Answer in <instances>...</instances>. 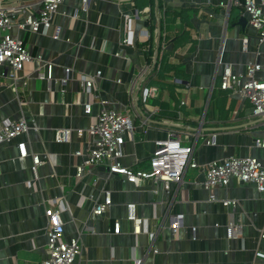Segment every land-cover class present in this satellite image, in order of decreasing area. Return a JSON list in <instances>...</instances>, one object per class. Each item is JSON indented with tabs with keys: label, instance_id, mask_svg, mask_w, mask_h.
<instances>
[{
	"label": "crops",
	"instance_id": "0c3cea01",
	"mask_svg": "<svg viewBox=\"0 0 264 264\" xmlns=\"http://www.w3.org/2000/svg\"><path fill=\"white\" fill-rule=\"evenodd\" d=\"M22 1L30 6L11 14V33L54 64L53 80L38 78L42 63H27L16 75L0 66V118L24 117L31 125L27 134L0 145V264H41L48 258L46 207L54 199L63 210L66 240H81L76 264H264L256 257L264 251V193L254 183L232 180L209 190L201 169L189 168L180 184L148 179L135 185L103 164L88 165L77 176L84 157L76 153L92 146L87 130L100 111L81 78L97 71L98 94L111 108L124 111L134 99L148 120L142 127L135 118L123 165L149 170L156 142L171 135L193 147L199 163L232 156L264 163V149L255 145L264 137V116H255L249 100L220 87L225 64L235 73H245L250 63L264 65L259 31L235 3L246 0H135V7L130 0H89L87 10L83 0H64L48 34L19 27L40 10L38 0ZM125 13L134 16L135 45L123 42ZM57 28L58 39L52 36ZM147 87L156 90L143 104ZM67 128L84 133L74 131L69 141L59 142L57 131ZM21 142L30 155L43 157L38 179L31 157H20ZM107 190L112 205L93 215ZM227 200L236 204L226 206ZM131 205L142 220L140 232L129 218ZM177 215L184 218L175 231L171 222ZM231 222L241 236H228Z\"/></svg>",
	"mask_w": 264,
	"mask_h": 264
},
{
	"label": "built area",
	"instance_id": "2783aa9c",
	"mask_svg": "<svg viewBox=\"0 0 264 264\" xmlns=\"http://www.w3.org/2000/svg\"><path fill=\"white\" fill-rule=\"evenodd\" d=\"M123 1V0H121ZM64 0H38L40 4L39 15H28L26 20L19 24L21 29H29L37 33L48 34L53 26V18L58 13ZM133 7L136 6L135 0H130ZM241 5L249 15L250 23L259 31L260 41L264 42V0L256 2L246 0ZM89 0H83L82 8L87 10ZM30 6L22 0H0V66H8L11 72L16 75L18 71L24 68L27 63H42L37 69L38 78L51 82L53 80L52 62L45 61L42 56H35L29 50L24 40L13 36L11 31L14 21L11 16L13 12L25 11ZM126 44L135 45L132 38L134 28L132 25L134 16L132 14H123ZM60 29L57 28L52 35L58 39ZM145 34V33H144ZM147 67V66H146ZM102 76V71L95 74H85L81 78V85L86 93H93L100 104V111L97 118L87 130L93 137V144L87 153L78 151L77 156L84 157V162L77 166V176L81 177L85 167L88 165H106L110 174L120 175L125 181L140 185L145 180L151 179L154 182H165L166 184L174 182L182 183L184 175L189 168L201 169L205 175L203 185L209 190H215L220 187H227L236 180L241 183H254L261 193H264V163L254 157L232 156L225 159L199 163L193 158L194 148L186 146L182 141L173 135L167 140L157 141L156 149L150 158L149 170H136L123 165L124 145L127 137H133L136 129L134 120L139 118L141 126L148 124V120L142 117L137 109V104L132 99L131 103L124 111H116L109 106V101L100 97L97 88V79ZM222 90L238 94L243 99L249 100L253 105L255 116H264V65L260 63H250L245 73H235L231 64L224 65V72L220 85ZM155 88H145L141 95V102L147 104L148 98L155 91ZM86 111L90 113L91 105L86 104ZM31 129V125L24 117L18 120H2L0 118V145L10 142ZM76 131L78 135H83V129H60L57 131V140L59 142L69 141L72 133ZM255 145L264 149V137L255 140ZM20 157L32 159V172L35 179H38V168L43 163V157L40 154H29L25 142L18 144ZM2 159L0 155V166ZM216 197L213 195L212 200ZM58 199H54L50 207H46V216L48 225L46 233L48 235L47 251L48 258L41 264H76V260L81 255L82 244L79 237L66 240L65 221L63 219V210L57 205ZM226 206L235 205L236 201L227 200ZM112 205L111 191L105 192V201L97 203L93 209V215H103ZM134 205L129 207V218L135 224V231L140 232L142 220L136 218L133 213ZM183 215H177L171 222V227L176 231L181 226ZM121 224H115V232L120 233ZM242 235L239 225L231 222L228 227V236L238 237ZM152 236H154L152 234ZM264 239V231L261 234ZM256 257L264 261V251H256ZM140 264V262H138Z\"/></svg>",
	"mask_w": 264,
	"mask_h": 264
}]
</instances>
